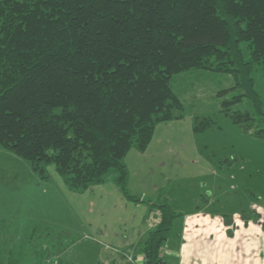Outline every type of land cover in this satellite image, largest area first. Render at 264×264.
Here are the masks:
<instances>
[{"label":"trees","instance_id":"trees-1","mask_svg":"<svg viewBox=\"0 0 264 264\" xmlns=\"http://www.w3.org/2000/svg\"><path fill=\"white\" fill-rule=\"evenodd\" d=\"M195 69L232 74L237 92L223 111L264 138L254 76L264 71V0H0V144L43 177L54 163L75 192L115 171L124 195L145 201L129 191L127 155L145 151L159 123L184 117L172 80ZM245 98L255 110L234 111ZM213 122L197 117L195 131ZM149 204L158 215L143 264H167L183 213Z\"/></svg>","mask_w":264,"mask_h":264},{"label":"rangeland","instance_id":"rangeland-1","mask_svg":"<svg viewBox=\"0 0 264 264\" xmlns=\"http://www.w3.org/2000/svg\"><path fill=\"white\" fill-rule=\"evenodd\" d=\"M254 76L264 100V71L256 69ZM172 83L185 105L184 117L159 123L144 155L136 148L128 153L129 191L145 201L128 199L114 180L115 171L107 181L75 192L54 163L43 177L29 160L0 144V255L5 264H143L141 232L158 215L150 202L168 200L182 213L205 208L231 221L251 202L264 207V138L222 107L237 92L233 75L187 70ZM231 107L255 110L250 98ZM197 117L214 122L197 132ZM175 220L172 229L182 221Z\"/></svg>","mask_w":264,"mask_h":264},{"label":"crops","instance_id":"crops-1","mask_svg":"<svg viewBox=\"0 0 264 264\" xmlns=\"http://www.w3.org/2000/svg\"><path fill=\"white\" fill-rule=\"evenodd\" d=\"M146 151L139 152L144 155ZM129 154L126 160L130 169ZM262 212L263 206L251 202L240 213H235L233 221L221 212H209L200 207L183 213L175 220V223L182 221L178 228L172 229L176 232L171 231L163 257L167 264H264ZM151 225L143 229V237ZM170 240L174 243L171 246Z\"/></svg>","mask_w":264,"mask_h":264}]
</instances>
